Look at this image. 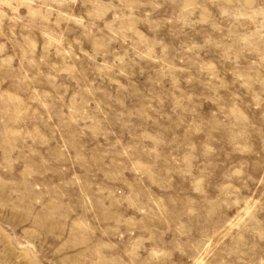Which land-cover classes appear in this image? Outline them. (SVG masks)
<instances>
[{"label":"rangeland","instance_id":"obj_1","mask_svg":"<svg viewBox=\"0 0 264 264\" xmlns=\"http://www.w3.org/2000/svg\"><path fill=\"white\" fill-rule=\"evenodd\" d=\"M0 264H264V0H0Z\"/></svg>","mask_w":264,"mask_h":264}]
</instances>
